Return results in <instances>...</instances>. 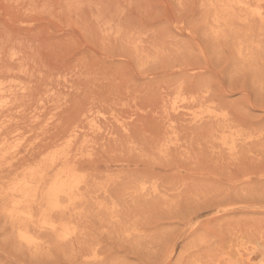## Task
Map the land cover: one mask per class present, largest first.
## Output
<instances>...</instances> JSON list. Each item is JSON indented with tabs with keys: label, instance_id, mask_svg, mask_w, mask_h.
I'll use <instances>...</instances> for the list:
<instances>
[{
	"label": "rangeland",
	"instance_id": "rangeland-1",
	"mask_svg": "<svg viewBox=\"0 0 264 264\" xmlns=\"http://www.w3.org/2000/svg\"><path fill=\"white\" fill-rule=\"evenodd\" d=\"M0 264H264V0H0Z\"/></svg>",
	"mask_w": 264,
	"mask_h": 264
},
{
	"label": "bare ground",
	"instance_id": "bare-ground-1",
	"mask_svg": "<svg viewBox=\"0 0 264 264\" xmlns=\"http://www.w3.org/2000/svg\"><path fill=\"white\" fill-rule=\"evenodd\" d=\"M260 42V41H259Z\"/></svg>",
	"mask_w": 264,
	"mask_h": 264
}]
</instances>
